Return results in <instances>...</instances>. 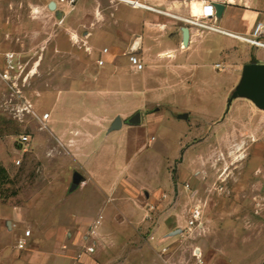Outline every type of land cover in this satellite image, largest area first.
Instances as JSON below:
<instances>
[{
    "label": "rangeland",
    "instance_id": "obj_1",
    "mask_svg": "<svg viewBox=\"0 0 264 264\" xmlns=\"http://www.w3.org/2000/svg\"><path fill=\"white\" fill-rule=\"evenodd\" d=\"M51 1L56 8L49 7ZM120 1L125 0H76L70 7L60 0H0V166L6 169L0 176V242L30 230L21 249L23 264H53L47 252L54 250L59 253V264L80 263L87 254L86 246L95 245L94 235L84 231L73 237L60 234L58 245L52 247L46 230L31 224L40 219L37 214L46 220L48 213L63 211L79 195L74 192L70 198L46 200L48 188L71 183L78 169L62 147L52 155L54 141L40 118L58 88H95L102 81L97 54L111 48L115 42H110L112 35L128 28L125 20H114L111 15L112 5ZM137 1L147 5L150 0ZM229 1L241 5L251 2L255 9L264 7L260 3L264 0ZM97 3L105 7L103 24L95 20ZM142 19L141 13H136L128 28L135 32L133 40L124 43L128 52L141 36ZM140 51L137 54L142 59ZM258 51L264 53L262 48ZM9 53L13 54L14 68L5 78ZM171 92L173 99L206 116L217 108L222 93L220 88L197 97ZM169 115L164 114L150 128L157 139L154 137L146 149L130 154L127 171L136 174L139 181L158 187L157 208L161 203L177 208L174 218L181 230L170 239L184 246L177 251V258L195 264L198 258L202 264H263L264 109L245 97H236L212 119L193 114L186 136L184 125ZM21 135H29V142L21 144ZM181 138V152L170 161ZM167 178L173 188L162 192ZM195 206L201 209L200 223L189 229ZM15 209L17 216H4ZM8 219L14 224L12 232L5 224ZM153 233V227L144 230L139 241H148ZM94 254L88 253L89 259Z\"/></svg>",
    "mask_w": 264,
    "mask_h": 264
},
{
    "label": "crops",
    "instance_id": "obj_2",
    "mask_svg": "<svg viewBox=\"0 0 264 264\" xmlns=\"http://www.w3.org/2000/svg\"><path fill=\"white\" fill-rule=\"evenodd\" d=\"M250 3L150 0L147 5L152 8L141 6L140 9L127 1L112 5L114 20H125L128 28L136 13L143 16L139 40L144 67L136 69L129 59L130 51L124 47L125 42L133 40L134 29L130 28L129 32L127 28L123 33L120 30L112 35L110 42H115L111 48L97 54L96 63L99 57L104 59V63L99 64V71L104 75L102 81L97 82L99 85L75 90L67 86L58 88L47 107L48 118L43 120L41 115L40 120L45 122L54 141L52 155L62 147L70 155L73 167L78 169L73 176L76 171L82 174V180L73 191H69L72 181L48 188L46 200L51 202L70 198L78 192L68 207L55 215L48 213L46 220L37 214L40 219L31 222L36 229L46 230L52 247L58 245V235L62 233L73 237L87 231L94 235L95 254L91 259L88 253L84 254V259L76 264H93L92 261L94 264H195L192 260H179L176 253L184 246L170 240L181 230L174 218L175 205L166 208V204L161 203L157 208L158 187L139 181L136 174L127 171V163L131 153L146 149L157 139L156 132L150 128L164 114L169 112L171 118L180 121L186 136L187 122L193 114L212 119L219 113L252 56L257 62H264V53L258 51L264 47L253 46L236 36H249L254 26L264 21V7L255 9ZM260 3L264 6V2ZM206 4L223 5L214 19V24L222 30L201 31L187 22L189 18L199 17ZM94 9L95 20L103 24L105 7L97 3ZM185 27L188 28L187 40ZM213 88L222 91L220 103L207 116L173 99L171 92L197 97ZM136 112H140L141 121L132 124L129 118ZM117 117L122 124L112 129ZM182 141L181 138L178 152L170 161L181 152ZM162 186L161 191L170 190L173 183L167 178ZM12 214L17 216L16 209L4 216L12 217ZM5 222L7 230L12 232L14 224L10 219ZM150 227L154 230L152 238L139 241L141 233ZM25 231L9 242H0V264H23L21 249L25 248L31 234L30 231L25 235ZM127 235H132V239ZM20 241L24 242L23 247L19 246ZM55 251L47 252V258L59 264V253Z\"/></svg>",
    "mask_w": 264,
    "mask_h": 264
},
{
    "label": "built area",
    "instance_id": "obj_3",
    "mask_svg": "<svg viewBox=\"0 0 264 264\" xmlns=\"http://www.w3.org/2000/svg\"><path fill=\"white\" fill-rule=\"evenodd\" d=\"M132 4L133 6H140L142 3H140L137 0H125ZM60 2L66 3L68 6H73L76 2V0H60ZM144 7H149L152 8L148 5H143ZM217 17V9L213 4H206L203 7L202 13L199 17L195 18H189L187 19V22L190 24V26L196 27L197 29H200L201 31H210V30H222L220 27L214 24V19ZM264 34V21L258 22L251 34L249 36H241V35H236L240 38H243L245 41L249 42L250 44L257 46V47H264V40L262 39ZM140 48V40H136L132 46H131V51H130V56L129 59L131 63L136 67V69H142L144 67V63L142 62V59L138 56L137 50ZM107 49H104V51H101L102 53L106 52ZM7 63H8V69L4 72V77L9 78L10 77V71L9 69L14 68L13 65V54L9 53L7 54ZM99 64L104 63V59L100 58L98 60ZM31 106V105H29ZM25 108H29L28 105H25ZM49 116V113L46 112L42 115V119L46 120ZM30 137L29 135H21L19 137V142L21 144H26L29 141ZM16 163H20V159L16 160ZM200 218H201V209L199 206H195L192 209L191 216L188 220V227L189 229H192L193 227H196L200 223ZM30 230L25 231V235H29ZM19 246L23 247L24 242L20 241ZM95 250L94 246L89 245L86 246V253H93ZM81 253L78 254V257H81ZM198 264H202L201 259L198 258Z\"/></svg>",
    "mask_w": 264,
    "mask_h": 264
},
{
    "label": "water",
    "instance_id": "obj_4",
    "mask_svg": "<svg viewBox=\"0 0 264 264\" xmlns=\"http://www.w3.org/2000/svg\"><path fill=\"white\" fill-rule=\"evenodd\" d=\"M49 7L51 9L56 8V3L54 1L50 2ZM217 9V16H219L220 7L215 5ZM185 40L188 38V28H184ZM236 97H245L251 100L258 108L264 109V63L259 62H249L243 67L242 76L240 82L236 88L232 91L228 99V107L230 106L232 100ZM140 112H136L129 118V122L132 124L140 123ZM122 124L120 117H117L112 123V129L119 128ZM82 180V174L78 171L74 173L72 183L69 187V191H73L77 188L78 184Z\"/></svg>",
    "mask_w": 264,
    "mask_h": 264
},
{
    "label": "trees",
    "instance_id": "obj_5",
    "mask_svg": "<svg viewBox=\"0 0 264 264\" xmlns=\"http://www.w3.org/2000/svg\"><path fill=\"white\" fill-rule=\"evenodd\" d=\"M251 62H257V61H256V59L252 58ZM5 172H6V169L4 167L0 166V176H2Z\"/></svg>",
    "mask_w": 264,
    "mask_h": 264
},
{
    "label": "bare ground",
    "instance_id": "obj_6",
    "mask_svg": "<svg viewBox=\"0 0 264 264\" xmlns=\"http://www.w3.org/2000/svg\"><path fill=\"white\" fill-rule=\"evenodd\" d=\"M144 4L142 3V5L141 6H143Z\"/></svg>",
    "mask_w": 264,
    "mask_h": 264
}]
</instances>
